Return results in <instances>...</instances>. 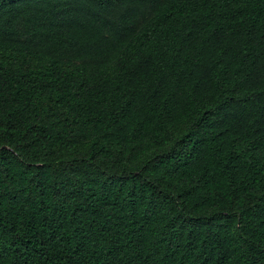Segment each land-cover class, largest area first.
<instances>
[{
  "label": "trees",
  "instance_id": "obj_1",
  "mask_svg": "<svg viewBox=\"0 0 264 264\" xmlns=\"http://www.w3.org/2000/svg\"><path fill=\"white\" fill-rule=\"evenodd\" d=\"M0 264H264V0H0Z\"/></svg>",
  "mask_w": 264,
  "mask_h": 264
}]
</instances>
